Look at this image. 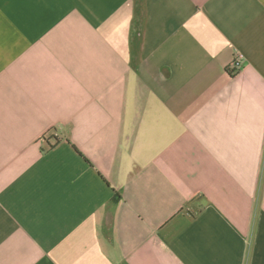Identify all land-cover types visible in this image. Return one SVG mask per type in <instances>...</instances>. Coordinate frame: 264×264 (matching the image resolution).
Wrapping results in <instances>:
<instances>
[{
    "label": "crops",
    "instance_id": "0c3cea01",
    "mask_svg": "<svg viewBox=\"0 0 264 264\" xmlns=\"http://www.w3.org/2000/svg\"><path fill=\"white\" fill-rule=\"evenodd\" d=\"M0 264H264V0H0Z\"/></svg>",
    "mask_w": 264,
    "mask_h": 264
},
{
    "label": "built area",
    "instance_id": "2783aa9c",
    "mask_svg": "<svg viewBox=\"0 0 264 264\" xmlns=\"http://www.w3.org/2000/svg\"><path fill=\"white\" fill-rule=\"evenodd\" d=\"M244 53L237 51L236 54H234L233 60L230 64V73L231 74H236L237 72H239L245 63V57L243 55Z\"/></svg>",
    "mask_w": 264,
    "mask_h": 264
},
{
    "label": "trees",
    "instance_id": "16d2710c",
    "mask_svg": "<svg viewBox=\"0 0 264 264\" xmlns=\"http://www.w3.org/2000/svg\"><path fill=\"white\" fill-rule=\"evenodd\" d=\"M56 138V137H55ZM58 140V138H56V141Z\"/></svg>",
    "mask_w": 264,
    "mask_h": 264
}]
</instances>
